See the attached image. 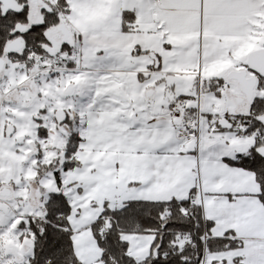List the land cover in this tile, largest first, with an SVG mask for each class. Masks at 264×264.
Here are the masks:
<instances>
[{
  "label": "snow or ice",
  "instance_id": "1",
  "mask_svg": "<svg viewBox=\"0 0 264 264\" xmlns=\"http://www.w3.org/2000/svg\"><path fill=\"white\" fill-rule=\"evenodd\" d=\"M0 264H264V0H0Z\"/></svg>",
  "mask_w": 264,
  "mask_h": 264
}]
</instances>
